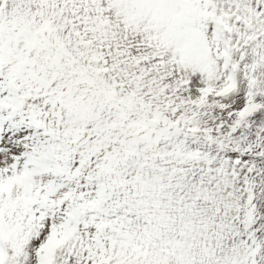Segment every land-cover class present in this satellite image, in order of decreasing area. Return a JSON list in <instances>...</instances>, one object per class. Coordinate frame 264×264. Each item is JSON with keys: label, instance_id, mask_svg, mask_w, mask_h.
<instances>
[{"label": "snow or ice", "instance_id": "1", "mask_svg": "<svg viewBox=\"0 0 264 264\" xmlns=\"http://www.w3.org/2000/svg\"><path fill=\"white\" fill-rule=\"evenodd\" d=\"M0 264H264V0H0Z\"/></svg>", "mask_w": 264, "mask_h": 264}]
</instances>
